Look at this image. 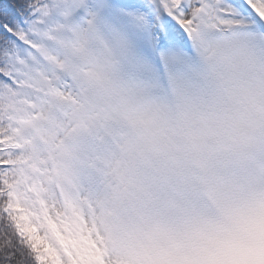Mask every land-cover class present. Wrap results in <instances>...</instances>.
I'll return each mask as SVG.
<instances>
[{"label": "snow or ice", "instance_id": "6c2138e0", "mask_svg": "<svg viewBox=\"0 0 264 264\" xmlns=\"http://www.w3.org/2000/svg\"><path fill=\"white\" fill-rule=\"evenodd\" d=\"M207 31L264 35V0H0V264H112V121Z\"/></svg>", "mask_w": 264, "mask_h": 264}, {"label": "clouds", "instance_id": "9594fccd", "mask_svg": "<svg viewBox=\"0 0 264 264\" xmlns=\"http://www.w3.org/2000/svg\"><path fill=\"white\" fill-rule=\"evenodd\" d=\"M126 99L101 206L112 264H264V35L207 31Z\"/></svg>", "mask_w": 264, "mask_h": 264}]
</instances>
